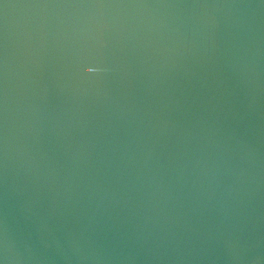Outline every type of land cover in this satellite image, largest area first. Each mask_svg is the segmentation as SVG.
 <instances>
[{
	"label": "water",
	"instance_id": "1",
	"mask_svg": "<svg viewBox=\"0 0 264 264\" xmlns=\"http://www.w3.org/2000/svg\"><path fill=\"white\" fill-rule=\"evenodd\" d=\"M0 264H264V0H0Z\"/></svg>",
	"mask_w": 264,
	"mask_h": 264
}]
</instances>
